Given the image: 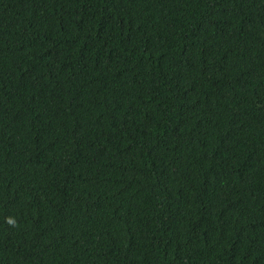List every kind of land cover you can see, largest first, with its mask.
<instances>
[{"label":"trees","instance_id":"obj_1","mask_svg":"<svg viewBox=\"0 0 264 264\" xmlns=\"http://www.w3.org/2000/svg\"><path fill=\"white\" fill-rule=\"evenodd\" d=\"M0 264H264V0H0Z\"/></svg>","mask_w":264,"mask_h":264},{"label":"clouds","instance_id":"obj_2","mask_svg":"<svg viewBox=\"0 0 264 264\" xmlns=\"http://www.w3.org/2000/svg\"><path fill=\"white\" fill-rule=\"evenodd\" d=\"M7 222H8L10 225L15 226V221L12 220L11 218H9Z\"/></svg>","mask_w":264,"mask_h":264}]
</instances>
